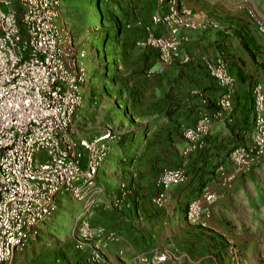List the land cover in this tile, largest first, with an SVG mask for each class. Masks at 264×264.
<instances>
[{"label":"built area","instance_id":"obj_1","mask_svg":"<svg viewBox=\"0 0 264 264\" xmlns=\"http://www.w3.org/2000/svg\"><path fill=\"white\" fill-rule=\"evenodd\" d=\"M153 27H163L165 35L148 28V38L140 42L158 50L167 63L180 55L187 36L183 30L204 31L214 27L200 21L180 0H158ZM62 0H0V264H15L30 241L39 235L59 209V197L70 195L82 205V234L77 249L85 251L97 239L90 264H112L103 245L116 241L115 232L90 229L92 216L103 206L105 189L99 173L113 145L122 134L109 133L92 139H77L73 132L75 115L84 107L90 88L91 70L85 49L73 43L60 25ZM264 39V21L258 22ZM210 75L222 93L214 113L203 111L197 123L183 131L187 141L184 155L202 150L215 122L231 121L239 79L219 57L207 62ZM253 126L247 142L230 153L233 172H222L223 184L231 187L240 175L249 174L264 160V83L252 87ZM204 105L208 101L204 99ZM189 180L185 166L163 168L156 178L154 206L165 209L170 190ZM115 206L129 207L132 191L122 182ZM219 194L205 187L187 207L190 223L208 227ZM170 256L158 252L141 258L142 264H169Z\"/></svg>","mask_w":264,"mask_h":264},{"label":"crops","instance_id":"obj_2","mask_svg":"<svg viewBox=\"0 0 264 264\" xmlns=\"http://www.w3.org/2000/svg\"><path fill=\"white\" fill-rule=\"evenodd\" d=\"M180 2L198 20H210L214 24V27L204 31L181 32V36H187L189 40L183 43L180 50L179 73L185 83L193 87V92L191 90L192 94L185 93L183 96L178 94L179 106H173V114L155 124L158 129L155 128L157 133L154 136L160 138L164 146L150 156L152 143L145 140L150 145L143 149L142 157L147 152L149 161L147 169L143 165L140 170L143 173L146 171V174L141 173L133 180V184L139 185L137 196L131 201L129 197V207L121 209L112 205V198L120 193L119 186L111 191L102 179V170L118 150V144L113 145L99 173V184L105 189L101 195L104 204L92 216L91 223L96 229L115 232L118 236L116 241L103 245V252L112 264H130L137 259L140 262L141 257L158 252H166L169 256L184 253L190 262L191 258L195 261L197 255L199 260H202V255L210 259V253L218 249L224 255L230 254L228 243L232 242L242 255L237 258V264H264V160L249 174L236 177L231 187L223 184L222 177V172H233L230 153L236 146L247 142L246 134L253 126V84L258 81L264 83V39L257 30L258 22L264 21V0ZM154 8L155 13L159 8L158 1L157 8ZM142 16L138 18L144 20ZM157 29L159 35L166 34L165 28ZM141 37L144 39L143 28L132 29L126 35L131 43ZM219 57L225 59L230 73L239 79L234 117L231 121L215 122L205 147L185 156L188 144L183 131L194 126L203 111L214 113L217 110L222 91L210 75L207 62ZM182 61L190 62L184 64ZM87 95L88 92L86 99ZM204 99L208 101V106L204 105ZM83 108L75 115L74 121ZM73 132L77 139L105 135H85L74 128V123ZM181 166L188 170V182L170 190L169 204L165 209L157 208L152 203L157 193V176L165 167ZM205 187L219 194L208 228L190 223L186 218L189 203ZM64 201L73 202L78 216L81 215L82 205L70 195L59 197V208L65 204ZM111 207L114 208L113 213L109 210ZM215 243L218 248H214ZM169 264L172 262L169 261Z\"/></svg>","mask_w":264,"mask_h":264},{"label":"rangeland","instance_id":"obj_3","mask_svg":"<svg viewBox=\"0 0 264 264\" xmlns=\"http://www.w3.org/2000/svg\"><path fill=\"white\" fill-rule=\"evenodd\" d=\"M114 1L62 0L59 21L73 43L86 50L87 64L92 70L86 104L75 119L74 128L85 135L122 134L117 152L102 170V179L111 191L122 182L129 185L131 201L136 198L139 186L133 184V180L141 173L146 174L140 169L143 165L147 169L149 161L147 152L142 157L143 149L150 145L145 140L152 143L150 156L164 146L160 138L154 136L155 128L158 129L155 124L173 114V106H179L178 94H192L193 87L187 85L179 73V57L167 63L158 50L140 43L142 37L133 43L126 38L130 30L143 28L146 42L149 27L159 35L158 26L152 25V17L158 14V10L153 11L158 0H123L122 5ZM140 15L144 20L138 18ZM118 28L121 29L116 36ZM64 202L51 222L42 226L39 235L30 241L29 247L16 256L15 264H90L89 255L97 239L89 241L85 251L77 249L82 222L78 221L76 205ZM115 204L112 202L113 207L120 209ZM109 210L114 212L112 207ZM90 229L96 227L90 223ZM214 248H218L217 243ZM228 249L230 254L224 255L218 249L210 253V259L202 255L199 260L197 255L191 262L184 253H174L170 254V263L237 264V258L242 255L236 251L235 243H228ZM130 264L142 262L137 259Z\"/></svg>","mask_w":264,"mask_h":264},{"label":"trees","instance_id":"obj_4","mask_svg":"<svg viewBox=\"0 0 264 264\" xmlns=\"http://www.w3.org/2000/svg\"><path fill=\"white\" fill-rule=\"evenodd\" d=\"M122 3H123V0H115L114 1V4H116V5H122ZM120 29L121 28L117 29L116 36H118V33H119Z\"/></svg>","mask_w":264,"mask_h":264}]
</instances>
